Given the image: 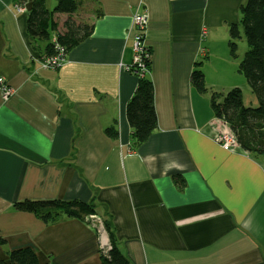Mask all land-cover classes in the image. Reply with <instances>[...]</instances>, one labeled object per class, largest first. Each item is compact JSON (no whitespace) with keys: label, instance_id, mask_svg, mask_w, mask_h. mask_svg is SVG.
<instances>
[{"label":"crops","instance_id":"1","mask_svg":"<svg viewBox=\"0 0 264 264\" xmlns=\"http://www.w3.org/2000/svg\"><path fill=\"white\" fill-rule=\"evenodd\" d=\"M31 1L19 12L0 0V77L13 90L0 92V258L28 247L41 263L105 264L106 219L131 264H264V158L215 141L228 127L190 82L205 57L230 61L218 48L246 0H86L92 33L55 69L30 44ZM137 12L157 125L136 146L126 104L139 76L126 65ZM25 199H76L97 215L44 221L14 207Z\"/></svg>","mask_w":264,"mask_h":264},{"label":"trees","instance_id":"2","mask_svg":"<svg viewBox=\"0 0 264 264\" xmlns=\"http://www.w3.org/2000/svg\"><path fill=\"white\" fill-rule=\"evenodd\" d=\"M16 9L25 8L27 0H11ZM53 6L45 0H32L27 11L26 31L30 44L38 50L39 57L45 58L62 52L66 55L71 49L85 40L93 30V24L82 17L86 0H54ZM228 47L230 55L236 57L237 40L244 36L247 48L239 60L237 72L244 75L258 104L246 106L243 103L242 90L233 87L227 92L216 91L208 86L205 73L201 68L204 59L190 74V82L198 93L210 92V107L215 118L226 123L228 131L235 138V145L243 151L264 158V0H246L240 6V19L229 28ZM44 49L41 51L40 45ZM150 62V61H149ZM150 63L148 64L149 68ZM139 76L135 91L126 104V117L132 128L133 144L143 143L157 125L154 108V91L150 79ZM214 90V91H213ZM111 135L116 134L113 126L106 129ZM14 207L29 211L44 221H49L64 214L69 217L85 218L96 214L93 204L80 200L25 199ZM104 227L109 234L110 248H100V256L105 264H131L116 245L109 222L104 220ZM0 264H53L39 262L35 252L28 247L18 248L8 253L7 259L0 258Z\"/></svg>","mask_w":264,"mask_h":264},{"label":"built area","instance_id":"3","mask_svg":"<svg viewBox=\"0 0 264 264\" xmlns=\"http://www.w3.org/2000/svg\"><path fill=\"white\" fill-rule=\"evenodd\" d=\"M20 9V8H19ZM147 27V16L143 13L137 12L132 17L131 24V49H132V59L131 62L126 65V69L130 72H140L143 75L148 69V64L150 61L149 48L144 40V32ZM65 55L60 51L52 56L45 57L41 59V67L44 69H55L57 66L64 62ZM0 92L3 99H7L12 95V88L6 83L3 77H0ZM215 141L221 144L224 149H233L235 146V138L232 133L228 130L220 132L216 136ZM93 214H91L92 216ZM92 222L94 219L89 218ZM110 248L108 243L101 246V249L107 251Z\"/></svg>","mask_w":264,"mask_h":264},{"label":"rangeland","instance_id":"4","mask_svg":"<svg viewBox=\"0 0 264 264\" xmlns=\"http://www.w3.org/2000/svg\"><path fill=\"white\" fill-rule=\"evenodd\" d=\"M54 4L55 2L53 1L52 6ZM17 10L19 12H24L26 8H20ZM227 44L225 45L224 49L221 48L220 46V48H218V52L228 55V57H230V61L229 60L223 61L222 59H220V56H219V57H216L215 59L213 58V60L215 61L211 64V63H208L206 59L203 61V65L205 64V67H204L205 73H207V77L209 81L215 84L214 90L216 89V91L218 92L221 91L224 93L232 89L233 87H240L242 90V97H243L244 105L256 106L258 102L255 96L253 95L246 81V78L241 73H238L237 71H235L237 70L239 60L244 53L243 50L247 48L246 40L244 36L241 34V38L237 40L236 57H232L230 55V50ZM206 54H207V50L203 52V55H206ZM213 66H215V68H213ZM211 91L212 89H209V91L206 93L208 100L210 98ZM224 131L225 130H223L222 132Z\"/></svg>","mask_w":264,"mask_h":264}]
</instances>
